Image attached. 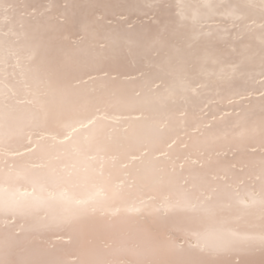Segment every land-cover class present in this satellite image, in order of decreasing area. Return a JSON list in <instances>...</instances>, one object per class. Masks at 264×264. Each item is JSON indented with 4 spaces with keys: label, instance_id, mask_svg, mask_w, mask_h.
I'll list each match as a JSON object with an SVG mask.
<instances>
[{
    "label": "snow or ice",
    "instance_id": "obj_1",
    "mask_svg": "<svg viewBox=\"0 0 264 264\" xmlns=\"http://www.w3.org/2000/svg\"><path fill=\"white\" fill-rule=\"evenodd\" d=\"M71 7L0 0V264H264V0Z\"/></svg>",
    "mask_w": 264,
    "mask_h": 264
},
{
    "label": "bare ground",
    "instance_id": "obj_2",
    "mask_svg": "<svg viewBox=\"0 0 264 264\" xmlns=\"http://www.w3.org/2000/svg\"><path fill=\"white\" fill-rule=\"evenodd\" d=\"M42 2L43 0H5V3H11L13 5L21 3L37 5ZM64 2L65 0H55L56 4H63ZM67 2L72 6L69 10L70 15L74 13L77 18L94 13H102L105 19L115 20V13L130 10L118 6L131 5L135 3L136 0H67ZM26 23H32V21H26ZM65 255L66 253L64 251H57L53 253L52 258H63Z\"/></svg>",
    "mask_w": 264,
    "mask_h": 264
}]
</instances>
